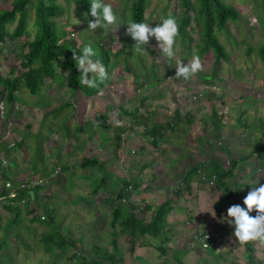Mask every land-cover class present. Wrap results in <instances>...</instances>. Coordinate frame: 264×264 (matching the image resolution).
<instances>
[{"label":"rangeland","instance_id":"rangeland-1","mask_svg":"<svg viewBox=\"0 0 264 264\" xmlns=\"http://www.w3.org/2000/svg\"><path fill=\"white\" fill-rule=\"evenodd\" d=\"M136 1L104 0V3L112 5L117 16V24L105 31L102 28L95 30L88 28V21L94 18L84 12L80 5H77L74 1L59 0V3L66 8L64 14L57 19L59 32L61 35L66 34L65 38L77 46L91 45L97 53L93 59L102 63V57H97L101 43L106 49L113 50L112 54H117L115 53L116 50H120L123 46L127 48L130 44L128 35H126V28L131 18L132 6ZM224 1L226 4L237 8L240 16L238 20H229L225 29H217L215 32L216 37L224 45L227 55L226 59L223 58L219 62L215 60L214 52L203 50L202 26L197 24L198 17L195 13L197 0H191V22L188 31L184 33V36H190V38L177 37L174 45L176 58L171 62L160 54L158 43L152 37L147 45L142 46L145 49L143 52L135 51L134 46L133 49L123 50L119 55H111V63L107 70L109 78L103 82H97L98 88L102 83L104 85L101 91L94 95H84L87 91L86 87H72L71 71L69 69H62L61 73L56 76L57 79L47 77L45 84L42 85L36 95L26 88L19 91V96L23 102H17L16 100L7 104L6 92H4L3 85H0L2 88L0 99L3 98V105L5 106L4 111L2 105L0 106V156L4 159L2 163L3 170L7 168V164H10L13 168L18 163V165L31 164L30 162L34 159L39 161L37 164L39 168L42 164L47 165L46 168H49V170L43 172L38 171V174L33 176V178L44 177L47 180L44 187L34 192V199L39 207V210H37L39 211L38 218L32 219L35 214L31 213L29 205L22 204H15L17 212L20 214L17 223L12 222L13 220L10 217H4L0 243L6 240L7 242L4 250L0 252V264H83V257L71 258L74 253H83L78 242L88 251L91 250L94 243L98 246L100 244L103 247L107 246L111 239V232L112 230L116 231L117 226L114 229L110 224L111 216H106V212L111 210L106 198L109 196L110 199L114 198L116 190H120L122 184L119 188H116L113 184L108 186L107 183H102L101 191L94 193L97 197L90 198L92 187L86 189L88 193L83 194L78 187L82 182L78 180L77 186L74 183L78 179V171L80 176H88L84 173L88 172L89 169L81 165L83 158L95 156L98 153L97 149H101L104 156L109 155L111 150L108 146L103 147L101 145H103V142L105 143V140L109 141L113 134L118 136V133L121 135L122 132L120 130L115 132V129L107 134V131L104 130V138L99 140L101 144L96 147L97 149H93L94 142L98 141L94 137L98 136L94 135L93 137L91 134L92 137H90L91 122L104 121L107 117L106 123L115 127L113 124L115 119L123 121L128 116L132 118L128 124L129 126H127L130 131H133V133H136V131L148 133L149 127L155 122L166 124L168 121H172L175 118L176 106H181V112L185 115L183 113L185 105H187L185 96L194 94L193 89L196 88L195 86L203 87V80L212 76L213 82L218 85H216L217 88H220L219 85L222 84H230L229 88L232 86L235 94L241 95L249 92L254 95L258 94L261 100H257L254 106L261 108L258 110L261 113L263 112L264 59L260 52V48L264 47L263 5L261 0ZM12 3L13 0H0V9H10ZM33 3L34 1L27 6L29 11L27 31L31 32L30 35L15 40L7 37L6 42L0 44V74L4 76L15 77L20 74L19 64L24 49L23 43L27 38L33 39L37 32L35 25L36 8L34 9ZM169 15L175 17L178 24L181 22L182 5L179 1L149 0L146 10L147 24L155 27ZM18 20L19 18H16L14 23L9 26L11 31L16 27ZM194 54L200 56L203 71L198 72L189 80L176 79V68L174 66L176 59L183 60V63L187 64ZM15 67H18V69L16 68V72L12 73L11 69ZM65 78L68 80L65 81ZM62 79L63 82H61ZM223 92L224 90L220 94ZM237 98L239 99V97ZM242 99H244V96ZM67 101L75 102L78 106L73 103L75 108L68 107V109L61 110L62 113L59 111L47 115V112L65 104ZM142 102L144 104H141ZM249 102L250 99H244L239 106L245 107L250 105ZM234 105L237 106V103ZM136 109L138 112H135ZM127 111L130 113L126 114ZM150 113H152V116L147 117ZM34 115L38 119L36 120H40L41 123H37L38 133L34 136V139L30 141L31 138H29L28 141L30 142H26V144H29V148L23 147L21 143L14 145L10 138L14 139L15 136H22L26 132L29 135L31 134L28 130L27 118H29L28 116L34 117ZM139 115L143 117L144 125L135 123L134 118L136 119L135 116ZM255 116L256 129L264 132L263 115L257 113ZM99 117L101 118L98 119ZM109 120L112 122L109 123ZM123 123L126 126V122L123 121ZM138 125L139 127L136 130L135 127ZM168 128L166 130L171 132L172 130L170 128L168 130ZM254 130V127L250 129V131ZM3 135H9L8 140L10 142L2 138ZM123 136L126 137V133ZM42 137L45 139H42ZM149 137L151 136H148L145 140L141 133L140 135H133V137H130V145L127 142L128 137L122 139V141L119 140V147H123L125 157L123 156L122 160V157L117 154L116 159H119L118 165H122L123 170L126 169L124 166L129 165L131 159H133V165H137V162L156 160L154 159L156 158L155 152H157L156 148H160V142L158 146H155L151 143ZM116 139L115 143L117 142ZM258 145L261 146L262 144ZM140 147H145V150L151 147L152 152L147 150L146 153L135 154L134 151H138ZM259 151L264 154V148ZM27 156L28 160L26 161ZM116 159L107 163L108 169L112 163H115ZM100 162L96 164V168L88 166L93 167L94 175L90 178L95 181L97 176L99 179H101L100 176H107L106 167H103L99 172ZM58 166L62 169L57 171L55 168L58 169ZM62 166H65V169ZM27 167L28 170L21 169L22 171H18V174L28 172L31 165ZM8 174H10V171H8ZM111 176H113V173L109 171L108 178ZM85 196L91 203L84 202L86 205L82 208L80 207V198ZM92 206L94 207L92 208ZM42 214L47 216L46 220H41L40 216ZM165 227L168 228L167 219ZM163 232L155 237L157 238L156 243H162L161 241L165 239L164 236L167 231ZM57 235L65 236L66 239L69 238L75 241V244L67 247V252L63 253L58 249ZM114 237L115 241L121 239V237ZM102 245H100L101 248ZM102 250H104L103 252L106 251L103 248ZM111 252H115L118 256L116 257L113 254L115 260H119L123 253L119 249ZM91 261L87 257V263H91ZM138 263L140 264V262Z\"/></svg>","mask_w":264,"mask_h":264},{"label":"crops","instance_id":"crops-1","mask_svg":"<svg viewBox=\"0 0 264 264\" xmlns=\"http://www.w3.org/2000/svg\"><path fill=\"white\" fill-rule=\"evenodd\" d=\"M64 80L68 79L65 78ZM61 82H63V79ZM216 85L203 84V87L195 86L197 89L192 86L195 93L185 96L187 105H185L183 112L186 115L190 113V116H187L188 118L181 116L182 119L180 121H183L179 124L177 122L176 129H171V132L167 131L164 135L159 136L160 148H156V158H154L156 160L137 162V165H133L132 163L134 162L131 159L129 165L124 166L126 167L124 170L121 168L122 165H118L119 159H116L117 154L122 157V160L123 156L125 157L123 147H119V140L122 141V139H127L128 137L127 142L130 145L131 136L140 135L141 133L146 140L148 137L147 133L138 131L133 133V131H130V128H127L129 122H131L128 116L123 120L126 122V126L123 127H113L107 124V117L104 121L91 122L92 127L89 135L90 137L98 136L94 137L98 141L94 142L93 149H97L96 147L101 144L99 140L104 138V130L107 131V134L115 129V132L120 130L122 133L121 135L118 133V136L113 134L109 141L105 140V143L103 142V145H101L103 147L108 146L112 152H110L111 154L104 156L101 149H97L98 153L95 156H87L90 159H95L98 163L101 161V166L98 170L100 172L103 167H106L107 177L104 175L100 176L101 179H99L97 176L95 181L90 178L94 175L93 167H86L89 171L84 174L88 176L82 177L78 171V179L75 180L74 185L77 186V181H81L82 183L78 187L83 194L88 193L86 189L92 187L91 198L97 197L95 194L101 191L102 183H107L108 186L113 184L116 188H119L122 184V188L126 180H136L137 185L134 186V191L129 194L128 199L123 193L122 201L130 205L129 207L125 206L126 209L128 208L125 213L134 211L141 220H149V218H152L156 207L170 203V210L166 217L168 228L164 227L163 231L167 232L164 236L165 239L163 238L164 240L161 241L162 243H156L157 238L152 235H132L129 232L117 235V238L121 237V239L114 242L116 233L115 230H112L111 239L107 246L103 247L100 244L103 249L110 253L116 254L111 252L116 249L123 252L119 260H117L119 264H139L138 262L140 264H264V243L255 241L241 244L234 236V224H229L227 222L229 217L226 216L228 207L233 204L246 207L243 204V200L251 190L252 185L254 186L258 182L257 187L260 184H264V154L259 151L264 148V132L256 129V122L254 121L257 113L262 114L264 117V110L261 113L259 111L261 108L254 106L257 100H261L258 94L254 95L252 92L241 95L235 94L233 87L229 88L230 84L219 85L220 88L216 91L213 90ZM223 90L224 92L220 94ZM201 93L203 94L202 96L200 95ZM84 95L87 96V94ZM243 96L244 99H250V105L239 106L244 100L242 99ZM19 101L23 102L20 96L17 99V102ZM67 102H69L68 105L70 107H75L73 103L78 106L75 102ZM235 103H237V106L234 105ZM141 104L144 103L142 102ZM181 108V106H176L175 113L176 110L181 111ZM149 115L152 116V113L148 114L147 117ZM28 117V130L31 134L29 135L26 132V134H22L24 137L15 136L14 139L10 138L14 145L21 143L23 147L29 148V144H26V142L32 141L34 136L37 135V123L39 124L41 121H37L38 119L35 118V115L34 117ZM190 117L191 120L189 121ZM173 121L172 124L174 125ZM110 122L112 121L109 120ZM140 124H145L144 119ZM138 127L139 125L135 127L136 130ZM252 127L255 128L254 131H250ZM125 133L126 137L123 136ZM8 136L3 135L2 138L8 140ZM42 139L45 138L42 137ZM115 139L117 140L116 143ZM149 140L151 141L150 138ZM10 141L8 140V142ZM258 144L262 145L259 146ZM140 149L138 151L135 150V154L146 153L147 150L152 152L151 147H148L147 150H145V147H140ZM113 159H116V161L108 169L107 163ZM30 163L27 165L25 163L18 165V163L13 168H11L10 164H7L6 167L10 171L7 179H14L16 183H19L22 180L33 178L35 174H38V171L49 170L45 164H42L39 168L37 166L38 160L34 159ZM29 165L31 167L28 172L18 174V171H22L21 169L25 168L28 170L27 166ZM65 166L62 167L65 169ZM95 166L94 168H96ZM59 167L58 169H62ZM194 167H197V170L190 173V170ZM55 169L57 170V168ZM109 171L113 173L110 178H108ZM224 173L226 176L221 179ZM214 176L216 180L211 184L210 180H213ZM88 177L89 179H87ZM5 180L0 175V193L5 190ZM179 188H182V190L177 192ZM120 192L121 189H118L114 198L110 199V196L106 198L107 203L109 202L108 204L111 207V210L106 212V216H111L117 206L121 205V199H117ZM84 202L91 203L86 196L81 197L80 207L83 208L86 205ZM15 204L22 203L12 201L7 197L0 199V233L4 227L2 225L4 217H10L13 220L12 222L17 223L20 214L17 212ZM28 205L31 213L38 216L39 211L37 210H39V207L34 199V194L30 198ZM256 214L255 210L250 213L252 216ZM116 226L118 231L122 228L120 223ZM202 233L211 235L209 247H203L197 241L196 235ZM78 245L83 250L82 252L91 259L97 258L94 254L95 248L101 247L94 243L91 250L88 251L79 242ZM5 247L6 244L0 247V252Z\"/></svg>","mask_w":264,"mask_h":264},{"label":"trees","instance_id":"trees-1","mask_svg":"<svg viewBox=\"0 0 264 264\" xmlns=\"http://www.w3.org/2000/svg\"><path fill=\"white\" fill-rule=\"evenodd\" d=\"M34 1V9L35 10V25L37 27V32L33 39L27 38L23 45L24 49L22 55L20 56V74L16 75L15 77L4 76L0 74V85L4 87V92H6V102L10 104L15 102L18 99V92L23 90L24 88L28 89L32 94L36 95L42 85L45 84L46 78L51 77L55 79L56 76L61 73L62 69L70 70L71 71V81L72 85L79 86V87H86L87 91L85 94L87 95H94L98 91H101L103 87V83L98 88H88L87 86L79 84V70L75 65V61L73 60V52L80 54L82 48L84 46H77L70 40L66 39V34L61 35L58 28L57 19L60 18L66 8L63 7L62 4L59 3V0H13L12 6L10 9H0V44L6 42L7 37L15 40L22 38L24 36L28 37L31 32L27 31L28 27V4ZM74 1L77 5H80L84 12L90 14V4L91 0H68ZM182 5V17L180 18L181 22L179 23V36H183L186 39L190 38V36H184V33L188 31L187 29L190 26L191 17V7L192 2L191 0H177ZM149 0H137L131 10V18L130 21L133 22H143L147 23L146 17V10L148 6ZM261 4L264 8V0H261ZM198 21L197 24L202 26L204 40L202 42L203 50L205 52H214L216 61H221L223 58L226 59V51L224 45L219 41L216 37L215 32L216 30H223L227 27L229 20H238L240 13L239 10L233 6L226 4L224 0H197L196 3V11H195ZM19 14V15H18ZM16 18H19L16 27L11 31L9 26L14 23ZM178 36V37H179ZM128 39L130 40V44L126 48L123 46L120 50H116L115 53L112 54L113 50L106 49L101 44L99 45V52L97 57H102V64L108 70V66L110 65L111 55H119L123 50L129 49L134 47L135 41L128 35ZM185 40V39H184ZM104 41V40H103ZM135 48V47H134ZM260 52L262 58L264 59V47L260 48ZM97 54V53H96ZM130 54V52H129ZM99 57V58H100ZM128 57V56H127ZM128 59V58H127ZM16 68H12L11 72H16ZM205 85H214L213 76L206 77L203 82ZM96 90V91H95ZM95 91V92H93ZM69 102L62 104L50 112H47V115L50 113L63 111L64 109H68L70 107ZM75 108V107H74ZM61 111V113H62ZM135 112H138L136 109ZM126 114L130 112H125ZM57 116V115H56ZM190 116V113L187 115H183L181 111L176 110L175 120L173 121L175 124H172V121H168L166 124H162L159 122L154 123L148 129V136L151 139V143L153 145H157L159 143V136L164 135L167 132L166 128L169 127L170 129H176L177 122L178 124L182 121V117ZM134 118L135 123H142L143 118L142 116H135ZM142 118V119H141ZM188 118V117H187ZM186 118V119H187ZM132 119V118H130ZM191 117L189 118V121ZM175 126V127H174ZM168 128V130H169ZM136 129V128H135ZM4 159L0 156V175L1 177L7 179L9 177L8 171L9 169L6 168L3 170L2 163ZM98 162L95 159L84 158L81 162V165L84 167L94 166ZM197 170V167H194L190 170L194 171ZM189 176V174H188ZM226 174L224 173L221 177L225 178ZM107 177V176H106ZM105 177V178H106ZM216 178L214 179L213 183L215 182ZM212 180H210L211 183ZM211 183V184H213ZM136 180L128 179L125 181L124 186L121 188L120 195L117 196V199H121L120 206L113 211L111 214L112 218V225L116 227L118 223L121 225V229L118 231L116 230V236L119 234L129 232L132 235H140V236H148L152 235L157 237L160 235L165 227L166 224V217L167 213L170 210V203L168 202L165 205H161L155 208L152 218L148 219H139L136 215V212H127L126 207L130 205L127 202H123V193L129 198V194L134 191V186H136ZM42 188V187H39ZM39 188L35 189L38 190ZM124 189V190H123ZM123 190V191H122ZM182 188H179L177 192H180ZM1 194L6 195L7 192H1ZM29 198L33 196L30 193ZM122 195V196H121ZM30 199L25 203L29 204ZM124 206V207H123ZM131 204V208H132ZM38 216L34 215L32 219H37ZM47 216L44 219L46 220ZM15 221V220H14ZM56 236V235H52ZM58 239H56V243L58 249L63 251V253L67 252V247L70 245H74L75 241L70 240L69 238L66 239L65 236L57 235ZM7 241L1 242L0 247L4 246ZM114 242H116L114 240ZM1 250V249H0ZM101 247L95 248V255L97 258H88V260H92L91 263H87V256L85 253H74L71 256L83 257L82 263L83 264H118V261L113 259V253L108 251L103 252ZM79 252V251H77ZM117 257V256H116ZM74 259V258H73Z\"/></svg>","mask_w":264,"mask_h":264},{"label":"clouds","instance_id":"clouds-1","mask_svg":"<svg viewBox=\"0 0 264 264\" xmlns=\"http://www.w3.org/2000/svg\"><path fill=\"white\" fill-rule=\"evenodd\" d=\"M90 15L94 19L88 21V28L92 30L102 28L107 31L111 26L117 24V16L113 11L112 5L104 3V0H91ZM126 35L131 36L135 41L134 46L137 52H143L145 49L142 46L147 45L150 38L154 37L158 43L160 54L167 61L171 62L176 58L174 45L179 36V24L176 18L171 15L164 18L155 27L143 22L129 21L126 28ZM95 56L96 52L91 45L84 46L80 54L73 52L72 58L80 72L79 84L87 86L88 88H97L98 81L103 82L109 78L104 65L99 60L93 59ZM174 66L176 68V79L182 78L189 80L198 72L203 71V64L198 54H194L187 64L183 63V60L176 59ZM113 124L115 127L124 126L123 121L119 119H115ZM1 178L5 179L3 177ZM7 180L14 179L8 178L5 182ZM256 185H252L251 190L244 197L243 204L246 207L233 204L227 209L226 216L229 217L227 222L234 224V236L241 244L255 241L264 243V184H260L258 187ZM0 195L4 196L1 193ZM27 196L29 200V195ZM15 202L22 203L20 200ZM254 210L257 214L255 216L250 215ZM43 216L46 215L43 214L41 219H44Z\"/></svg>","mask_w":264,"mask_h":264},{"label":"built area","instance_id":"built-area-1","mask_svg":"<svg viewBox=\"0 0 264 264\" xmlns=\"http://www.w3.org/2000/svg\"><path fill=\"white\" fill-rule=\"evenodd\" d=\"M219 88L216 86L213 87V90L218 91ZM2 91V88L0 87V92ZM203 95L202 93L200 94ZM2 105V110H5V106L3 105V98L0 99V106ZM59 169H57L58 171ZM216 177L214 176L211 183H213L214 179ZM47 183V180L44 177H38V178H30L26 180H22L19 183H16L14 180H7L5 182V189L7 194L6 195H0V198H9L12 201H21L22 203H26L28 201L29 194L24 193H30L33 194L34 190L39 187H44ZM45 218V216H43ZM197 241L202 244L203 247H209L211 242V235L210 234H197L196 235Z\"/></svg>","mask_w":264,"mask_h":264}]
</instances>
